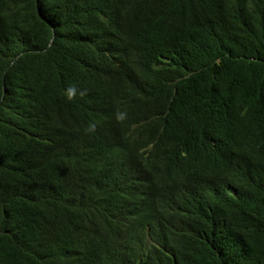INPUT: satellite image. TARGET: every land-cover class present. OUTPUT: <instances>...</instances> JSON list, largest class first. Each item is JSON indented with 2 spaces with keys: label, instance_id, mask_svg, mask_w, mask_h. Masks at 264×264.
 I'll return each instance as SVG.
<instances>
[{
  "label": "trees",
  "instance_id": "1",
  "mask_svg": "<svg viewBox=\"0 0 264 264\" xmlns=\"http://www.w3.org/2000/svg\"><path fill=\"white\" fill-rule=\"evenodd\" d=\"M226 110L256 163L227 214L93 191L103 133L200 144ZM0 264H264V0H0Z\"/></svg>",
  "mask_w": 264,
  "mask_h": 264
},
{
  "label": "clouds",
  "instance_id": "2",
  "mask_svg": "<svg viewBox=\"0 0 264 264\" xmlns=\"http://www.w3.org/2000/svg\"><path fill=\"white\" fill-rule=\"evenodd\" d=\"M229 114L228 110L217 112L210 119L211 123L198 135L200 144L197 138L185 140L180 135L165 143H154L144 136V132H149L137 125L123 135L120 145L116 142L105 147L103 142L112 137L103 133L95 152L100 163L103 159L108 165L99 181L91 184L93 191L125 207V216H139L143 212L141 207L148 205L146 214L159 217L161 222L176 214L175 220L183 218L190 229L196 210L208 208L215 218V214H227L236 208L232 200L237 199V186L232 178L237 174L249 176L256 164L253 153L250 154L252 146L246 147L245 135L238 131V124H229ZM245 125L240 118V126ZM224 158H230L229 166L234 170L223 171ZM156 186L159 194L154 195L159 198L153 202L156 205L143 203ZM240 206L237 204V208Z\"/></svg>",
  "mask_w": 264,
  "mask_h": 264
}]
</instances>
